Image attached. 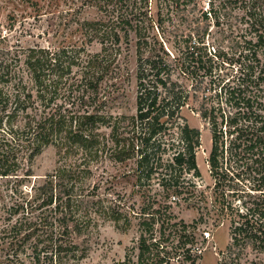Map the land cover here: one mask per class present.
<instances>
[{
	"label": "trees",
	"instance_id": "1",
	"mask_svg": "<svg viewBox=\"0 0 264 264\" xmlns=\"http://www.w3.org/2000/svg\"><path fill=\"white\" fill-rule=\"evenodd\" d=\"M51 1L59 6L60 0ZM70 1L73 8L69 6L66 15L76 19L70 34H81L74 43L25 44L21 41L25 31L13 32L16 16L6 31L0 26V180H14L12 191L17 194L34 179L28 193L21 190V197L32 198L10 207V222L2 232L7 248L3 263L74 264L86 256L79 239L97 217L127 219L129 213L117 199L92 196L97 184L88 183L90 165L106 151L117 162L136 159L139 167L145 166L147 178L154 177L166 192L189 193L198 210L191 224H173L180 227V234L170 251L162 246L161 236L154 240L159 210L142 212L135 264H173L174 252L182 255L179 264H197L202 250L193 248L199 243L196 231L225 223L230 243L219 264L239 260L248 247L264 255V0H208V9L198 20L187 19V28L197 37L190 34L183 40L193 61L202 67L223 58L239 66L232 82L223 78L213 82L199 111L211 133L207 164L212 200L197 184L191 193L186 190V174L201 176L197 153L202 134L183 115L190 93L173 81L172 66L164 56L168 53L149 38L151 0ZM193 1L157 0L162 10L176 14ZM33 5L42 9L37 2ZM91 10L94 15L83 17ZM204 21L228 27L237 47L230 57L221 44L213 46L214 54L208 52L205 32L200 31ZM158 22L161 27V16ZM132 34L137 38L138 94L136 115L127 126H122V118L110 125L107 115L56 104L70 88L83 87L84 93L97 88L114 71ZM95 44L100 49L93 51ZM104 126L111 127L110 149L98 133ZM49 147L56 148L57 167L36 177L34 163ZM127 263L134 264L131 258Z\"/></svg>",
	"mask_w": 264,
	"mask_h": 264
},
{
	"label": "rangeland",
	"instance_id": "2",
	"mask_svg": "<svg viewBox=\"0 0 264 264\" xmlns=\"http://www.w3.org/2000/svg\"><path fill=\"white\" fill-rule=\"evenodd\" d=\"M35 2L42 9L33 5ZM53 2L51 0H0L1 29L6 31L7 25L9 26L16 20L13 32L20 35V32L24 30L21 41L25 44L39 42L43 45L52 43V46H59L63 42L67 44L76 42L81 34H70L69 29L73 24L72 20L76 19L71 15H66L69 6L73 8L72 2L60 0L58 7ZM151 2L152 18L150 23L147 22L152 26L149 27V38L157 41V49L163 47L165 53H168L164 56L172 66L173 81L177 82L179 89L190 93L189 105L183 109V115L189 125L199 128L202 134V145L197 153V164L201 176L195 178L192 174H186V190L188 192L195 190L194 184H197L198 190L205 191L207 197L212 200L213 180L210 177L207 164L211 148V133L207 124L201 119L199 111L206 96L211 94L209 90L213 82L220 78H223L225 82H232L235 76L239 75V66L232 65L223 58L220 60L213 58V61H207L201 67L187 53L183 40L189 38L190 34L197 38L196 31L187 28V19H196L206 11L208 0H194L189 6L181 7L178 14L168 12L166 9L162 10L161 4L157 0H151ZM48 4H53L54 7L51 8ZM91 14H95L94 10L86 13L83 17ZM13 16H16V19L13 20ZM160 16L163 20L161 27L158 25L160 23H157ZM200 31L202 34L205 32L204 41L208 52L211 50L214 54L212 48L219 44L223 48L221 51L228 57L231 56V52L236 51V42L230 40L233 35L227 26L216 27L213 23L204 21L200 24ZM136 41L137 38L132 34L129 46L122 47L114 71L111 70L97 88L85 93L83 87L70 88L58 96L56 104L62 105L64 109L82 108L98 112L100 115H107L110 117V125L117 118H122V126H127L130 122L129 119L136 115L137 111ZM91 49L99 50L100 46L95 44ZM149 53L150 51H146V55ZM222 60H226V63H223ZM186 68H189V71ZM98 133L108 149L114 146L110 137L111 127L104 126L98 130ZM57 159L56 148H47L34 163L33 170L36 177H41L56 168ZM144 168L145 166H138L136 159L117 162L110 157V153L107 151L101 154V158L97 162L90 165L92 173L88 183L91 187L97 184L95 190H92L94 200L99 198L103 200L117 199L129 216L127 219L123 217L119 221L97 217L94 224L87 230L89 232L79 239L80 244L84 245L87 250L86 256L74 264H128V258H131L135 264L139 253L138 240L141 234L139 221L142 212L148 214L159 210L156 213L160 219L154 227V240H158L161 236L162 246H168V251L177 244V237L180 234L178 230L180 227L173 224L179 222L191 224L198 217L197 207L194 206L195 203L189 197V193L178 194L174 191H164L158 180H153L154 177H151L152 179L146 177L147 172L143 173ZM33 182L34 179L31 182H25V189L19 188L18 193L13 194L12 187L17 185L15 181L12 180L8 183L5 180H0L2 193L0 196V264H4L7 253V248L3 244L2 232L10 222L8 220L10 207H13L17 201H23V198H32V196L21 197V190L28 193ZM162 225L163 227H161ZM195 234L199 243L193 248L202 250L197 264H219L222 258L221 252H225L230 243L228 224L225 223L216 228L201 226ZM196 250L195 252H197ZM171 257H175L173 264H179L177 260L181 259L182 255L179 253L175 256L174 252ZM254 261L257 264H264V255L258 254L248 247L241 253L239 260L232 259L230 262L231 264H252Z\"/></svg>",
	"mask_w": 264,
	"mask_h": 264
}]
</instances>
